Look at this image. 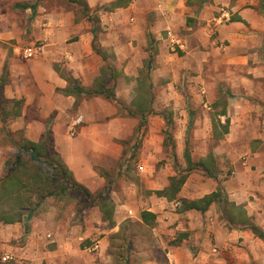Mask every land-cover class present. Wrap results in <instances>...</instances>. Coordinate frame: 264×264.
Returning a JSON list of instances; mask_svg holds the SVG:
<instances>
[{
	"label": "crops",
	"instance_id": "obj_1",
	"mask_svg": "<svg viewBox=\"0 0 264 264\" xmlns=\"http://www.w3.org/2000/svg\"><path fill=\"white\" fill-rule=\"evenodd\" d=\"M46 1L0 0V78H6L2 96L22 103L18 117L5 124L0 120V181L17 155L9 138L22 134L40 143L50 131L54 154L74 182L94 195L106 185L98 167L111 170L124 149L111 144L110 152L106 142L90 135L95 132L92 126H78L74 135L70 133L75 116L85 112L84 105L92 100L77 88L92 90L110 59L114 56L119 66L129 51L122 50L114 34L100 33L96 45L109 54L106 62L94 50L93 26L78 19L71 4L51 13ZM115 1L86 0L91 9ZM120 9L129 14L140 42L147 44L151 34L161 41V49L182 54L188 73L198 75L188 78L196 83L194 89L200 85L201 94L192 98L194 107L186 113L196 118L192 132L202 151L198 157L191 152V157L194 163L212 157L217 174L208 177L201 170L193 171L185 185L194 189L182 188L179 197L200 199L221 185L230 206H241L264 230V0H133ZM39 41L44 42L41 54L24 60V47ZM127 75L129 70L124 69L119 80L123 83ZM108 83L112 85L110 79ZM118 133L123 136L127 131ZM173 141L177 162L186 168L188 142L176 135ZM10 151L15 153L12 157ZM176 175L175 170L169 177ZM200 191L206 192L200 195ZM151 199V206L137 208L136 213L128 203L117 204L111 227L100 204L93 205L91 197L78 190L46 198L32 212L38 216L29 218L26 211L16 222L0 221V264L6 255L18 264H112L110 235L132 218L151 229L158 248L136 251L142 259L139 264H264L262 258L261 263L257 260L264 241L251 230L233 227L224 217L223 203L201 213L183 210L180 202L156 195ZM144 210L156 215L154 226L143 223Z\"/></svg>",
	"mask_w": 264,
	"mask_h": 264
},
{
	"label": "rangeland",
	"instance_id": "obj_2",
	"mask_svg": "<svg viewBox=\"0 0 264 264\" xmlns=\"http://www.w3.org/2000/svg\"><path fill=\"white\" fill-rule=\"evenodd\" d=\"M129 1L128 3H132L133 0ZM46 3H48L47 10L51 13L61 10L64 5L71 4L76 10L78 19H83L92 26L93 21L99 20L101 33L103 35L114 34L116 40L123 46L121 47L122 50L128 49V57L123 59L122 62L119 61V66H117V61L113 63L117 74L118 72L121 73V76L117 77V81L122 79L124 69L129 70V75L123 83L121 80L119 82L115 80L117 82L115 91L120 103L105 98H102V101H96L93 99L95 97H92V100H89V103L83 107L88 118L84 116L85 112L80 113V111L77 115L75 114V117L84 116V121L80 126H92L95 132H90V135H97V140L103 143L106 142L108 148L112 146L111 144H119L124 149L122 158L111 170L105 171L98 167L100 173L106 178V185L91 197L92 204L96 206L95 203L99 200L101 203L106 201L110 208H114L117 204L125 205L128 203L131 208L133 207L131 211L135 213L138 212L137 208L142 209L149 204L151 206V197L154 196L151 192L168 184L169 176L176 170L174 150L171 148L174 139L167 138V145L164 147L167 136L165 132L169 131L172 138L176 135L177 139L179 138L181 141L186 138L189 152H193L196 157L201 154L202 150L195 142L192 132L196 118L186 113L188 108L194 107V104L191 103L192 98L196 96V93L201 94L200 85L199 89H194L196 83L194 81L189 82L188 78L198 77V75L188 73V62L182 58V54L174 56V52L165 46H162L161 49V41L155 40L151 34H148L147 44L140 42L136 30L133 29L132 21L129 19V14L122 9H111L112 3L91 9L90 14L92 17L90 20L86 17L82 7L71 0H47ZM39 42L44 45V42ZM12 43L10 42V44ZM22 52V58L27 60L23 57ZM133 72L136 74H133ZM138 75L139 79L135 77ZM136 78L138 82L135 80ZM113 83L111 84L113 85ZM77 104L80 105V102ZM11 107L12 105H8V108ZM140 107L150 113L147 115L144 126H141L138 115L132 116L129 113L139 111ZM102 112L104 115L101 116ZM126 120H128L127 123H125ZM123 129H126L127 133L120 136L118 132H122ZM112 131L114 134L111 133ZM9 139L10 143L7 142L12 146L16 143H22L20 135ZM108 150L111 152L112 147ZM10 154L12 157L15 153L10 151ZM27 160V172L29 174L39 171V164L30 162L28 158ZM180 160L183 161L184 159L181 157ZM95 169L97 171V168ZM224 177V180H226L227 177ZM183 188L188 191L193 190L194 186L185 185ZM205 192L200 191L199 194ZM72 197L79 198L80 194L79 197L74 195ZM222 208H225L228 212L233 210L229 204L222 205ZM233 212L237 218V222L233 224V227L241 226L244 228L248 223L240 224V213L237 210H233ZM135 213H130V216L135 218ZM32 215L38 216L37 213ZM134 220L136 219L132 218L126 221L123 236H127L129 241L134 242L135 253L142 251L147 246L149 249L157 251L158 248L155 245V237L151 229ZM120 244H122L121 240L113 241L112 250L116 251V246H120ZM258 251L261 257L257 255V260L261 263L260 258H262L264 262V252ZM141 260L139 257L136 264H139ZM9 262L18 264L15 260ZM112 264H115V262L113 261Z\"/></svg>",
	"mask_w": 264,
	"mask_h": 264
},
{
	"label": "trees",
	"instance_id": "obj_3",
	"mask_svg": "<svg viewBox=\"0 0 264 264\" xmlns=\"http://www.w3.org/2000/svg\"><path fill=\"white\" fill-rule=\"evenodd\" d=\"M71 1L75 4L80 5L86 14V17H88L89 20L91 19V8L86 1ZM128 1L129 0H117L113 2L110 7L111 9L119 8L127 5ZM92 33L94 35V50L98 54H100L106 62L109 61V54L107 52H104L101 48H98L96 45L98 36L101 33L99 20L93 21ZM114 61L115 58L113 56V58H111L108 62L103 76L98 79L96 85L92 90L84 91L76 87L78 93H85L87 97L91 98L103 97L109 101L120 103L115 91V86L117 83L115 82V80L117 81V77L121 76V73L118 72L117 74L113 65ZM109 79L111 80V83L114 82V84L111 86H109L110 82L108 83ZM68 81L70 84H73L72 79H69ZM5 84L6 78L4 75H2V77L0 78V120L3 124L7 123L10 118L18 117L21 114L22 104L21 101L17 100H4L2 96V88ZM8 105H12V107L8 108ZM129 113L132 116H139L141 126H144L146 124L147 115L150 114L149 111L146 112V110L141 107L139 111H131ZM226 131H228L227 128L225 129V133H227ZM165 133L167 134V136L164 141V147H166L167 145V138L170 140L174 139L172 138L169 131ZM21 135L22 134H20L22 143H16L14 145L17 150L14 164L6 174L5 178L0 181V221H3L6 224L16 222L26 211L29 212L27 216L30 218L33 210L38 207L41 202L44 201V199L55 197L58 195V193H65V191L69 189L78 190L84 193L88 199L93 196L85 187L74 182L72 174L60 161L59 157L54 154L51 145L52 135L50 131L46 133L43 141L40 143L31 142ZM171 148L174 150V162L177 175L169 179V185L163 190H157L151 193H153L157 197L166 198L170 202H180L182 204V209L187 211L192 210L205 213L214 203H223L225 205H230V202L226 200V195L221 185L216 189V191L200 199L189 200L179 197V193L181 192L182 188L187 182L188 177L193 171L201 170L206 173L208 177H215L217 174V167L212 157H209V159L199 163L192 162L191 153L189 152L188 148L186 149V152L184 154V158L187 162V167L182 168L181 165H179L177 162L173 142L171 144ZM25 157H27L30 162L39 164V171H35L34 173L29 174L27 172L28 160ZM98 203L100 204L101 211L103 213V219L105 221H108L111 227H114V208H110L106 204V201L101 203V201L99 200ZM6 206L8 208L4 209V207ZM19 209H21V211H19ZM232 209L237 210L238 213H240L241 219L239 221L241 224L248 223L246 226H244V229L251 230L256 237L264 241V230L252 223L251 218L247 216L246 211L241 206H232ZM233 210L228 212L225 209L223 211L224 216L232 225L237 222L236 214H234ZM141 217L145 225L149 227L155 225L156 215L152 212L144 210L141 213ZM124 227L125 225H122L119 232L110 236L109 253L112 256L115 264H136L138 259L135 253L136 248L133 241H129L127 239V236H123V232L125 231ZM115 240H121L122 244H120V246H116V251H113V241ZM3 264L14 263L6 261Z\"/></svg>",
	"mask_w": 264,
	"mask_h": 264
},
{
	"label": "built area",
	"instance_id": "obj_4",
	"mask_svg": "<svg viewBox=\"0 0 264 264\" xmlns=\"http://www.w3.org/2000/svg\"><path fill=\"white\" fill-rule=\"evenodd\" d=\"M169 35H171V33L169 32ZM42 49H43V43L41 42H38L36 44H33L31 46H28L26 48L23 49V57L27 60H30V59H35L37 58L41 52H42ZM84 121V117L83 116H78L71 124L70 126V133L72 135L75 134L76 132V128L78 126H80ZM3 260L4 261H12L13 258L10 256V255H6L3 257Z\"/></svg>",
	"mask_w": 264,
	"mask_h": 264
}]
</instances>
